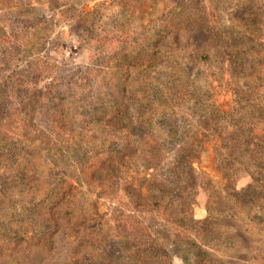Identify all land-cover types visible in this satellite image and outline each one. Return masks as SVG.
Here are the masks:
<instances>
[{
	"label": "rangeland",
	"instance_id": "374dc122",
	"mask_svg": "<svg viewBox=\"0 0 264 264\" xmlns=\"http://www.w3.org/2000/svg\"><path fill=\"white\" fill-rule=\"evenodd\" d=\"M244 1L258 9L259 19L264 23V0H0V88L10 86L0 96L5 103L0 114L8 115L4 123L12 132L23 129L36 146L43 143L40 148L44 150L49 142L46 141L48 128L57 125L48 117L60 101L72 103L77 114L87 115L111 99L108 87L114 81H123L124 76L128 108L125 115L111 123L128 127L143 111L138 101L146 96H153L152 101H156L155 84L165 86L166 80L160 76L171 72L177 73L176 83L186 82L196 90L203 88L202 92L211 82L217 89V110L228 113L233 96L226 87L230 81L229 65L221 55L225 42L233 43L245 53L246 66L255 64L258 53L264 56V24L259 32L245 39L230 28L232 14ZM167 14L173 20L169 22L171 27H178L170 29L168 34H159L158 45L153 48L157 21ZM155 52L159 62L155 71L159 70L160 76L153 70L144 73L132 66ZM145 84L152 90L143 95L139 92ZM12 87L16 88L15 92L11 91ZM159 93L163 95L165 91ZM194 104L177 110L180 112L177 133L187 128L185 119L200 132ZM159 121L167 122L155 118L152 129L156 132L162 128ZM74 124L78 127L81 123ZM67 130L61 136L68 138L69 143L91 146L86 138L81 141ZM231 130L228 126L227 131ZM254 134L257 141L264 137V120L257 123ZM155 140L162 143L157 137ZM98 142L102 145V140ZM220 144V139L205 142L199 162L193 165L199 175L196 189H184L183 198L195 203L191 217L202 224L177 226V235L183 234L185 239H181V257H173L171 264H195L197 256L200 264H264V200L262 204L255 203L244 191L253 185L246 174H240L233 184L227 182L214 152ZM151 174L152 169L144 168L138 155H124L115 177L111 178L109 196L121 198L127 187H131L138 189L142 200L157 201L160 194L144 183ZM105 177L103 173L97 174L94 189L90 191L87 187L91 198L105 194L98 187ZM262 195L264 198V192ZM125 198L124 202L131 204L133 210L131 195L126 194ZM97 211L94 224L102 217H110L107 213L112 210L105 199H99ZM179 214L178 209H171L170 217L178 219ZM124 215L129 216L126 212ZM58 225L51 250L23 241L11 254L0 256V264H84L85 260L91 264L105 256L104 252L101 254L102 248L91 245L93 229L88 224L70 227L64 211L60 210ZM190 240L191 244H186ZM149 264L167 263L157 257Z\"/></svg>",
	"mask_w": 264,
	"mask_h": 264
},
{
	"label": "trees",
	"instance_id": "16d2710c",
	"mask_svg": "<svg viewBox=\"0 0 264 264\" xmlns=\"http://www.w3.org/2000/svg\"><path fill=\"white\" fill-rule=\"evenodd\" d=\"M257 10L249 7L247 1L242 2L232 14L231 30L244 39L259 32L264 23ZM160 18L153 48L158 45L159 34H168L170 29L178 27H171L169 22L173 20L170 14ZM244 54L231 42H225L221 52L229 65L230 81L226 82V87L233 96V105L228 113L217 110V89L211 86V82L202 92L203 88L196 90L186 82L176 83V72L160 76L159 70L155 71L159 65L155 52L154 57L148 54L133 62L132 66L144 73L155 71L157 77L166 80L165 86L155 84L153 93L154 96L158 94L156 101H152L153 96L138 101L143 111L128 127L120 128L111 123L125 115L128 108L124 95L127 77L124 76L123 81H114L108 87L111 99L100 103L87 115L86 112L77 114L72 103L60 101L48 117L53 118L57 125L48 128L49 140L46 141L49 142L44 150L40 148L43 143L36 146L23 129L12 132L4 123L8 115L0 114V256L11 254L23 241L51 250L59 226V212L63 210L70 227L88 224L93 229L90 243L102 248L101 254L104 252L105 256L91 264H149L157 257L171 264L173 257H181V239H185L183 234L177 235V226L202 224L193 221L191 215L195 203H190L183 195L184 189H196L199 175L193 165L199 162L202 145L207 141L220 139L221 144L214 148V152L227 182L233 184L240 174L248 175L253 185L244 191L255 203H261L264 200V137L257 141L254 128L264 120V56L258 53L255 64L246 66ZM124 73L128 74L129 70H124ZM221 85L222 82L218 87ZM9 87L0 88V96ZM148 88V85H143L139 93L147 94L152 90ZM15 90L11 88V91ZM160 90L165 94L161 95ZM192 101L195 113L199 114L196 125L201 127L200 132L191 128L190 120L185 119L187 128L183 127L184 130L177 133L176 121L180 113L177 110L181 111ZM160 103L162 110L159 111ZM4 105L0 99V109ZM185 116L189 117L188 114ZM155 118L167 120L166 123L159 121L162 128L158 132L152 129ZM76 121L81 123L80 126L74 124ZM72 124L74 129H71ZM228 126L232 127L231 131H227ZM66 128L69 135L81 141L86 138V143L91 146L69 143L68 138L61 136ZM156 137L163 144H158ZM99 140H102V145H99ZM168 143L169 147L166 146ZM124 155H138L144 168L152 169L150 179L144 183L160 194L157 201L142 200L138 189L131 187H127L121 198L116 194L117 197L109 196L111 178L115 177ZM101 173L106 177L98 187L105 194H97L93 199L87 187L93 190L94 178ZM126 194L131 195L134 201L133 210L131 204L124 202ZM99 199H105L112 211L107 213L110 217H102L94 224ZM171 209H178L181 216L171 218ZM125 212L129 216H125ZM186 244H191V240ZM199 257L195 264H200Z\"/></svg>",
	"mask_w": 264,
	"mask_h": 264
}]
</instances>
